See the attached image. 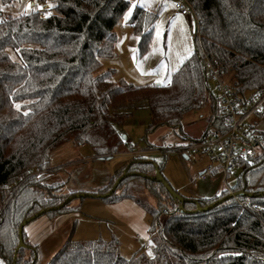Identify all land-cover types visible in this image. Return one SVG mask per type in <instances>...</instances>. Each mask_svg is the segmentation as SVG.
<instances>
[{
    "label": "trees",
    "instance_id": "1",
    "mask_svg": "<svg viewBox=\"0 0 264 264\" xmlns=\"http://www.w3.org/2000/svg\"><path fill=\"white\" fill-rule=\"evenodd\" d=\"M132 1L53 0L45 13H0V257L5 264H37L38 245L28 239L27 226L80 210L73 200L81 198L59 207L77 191H64L65 182H46L49 173L33 174L53 171L51 154L59 145L87 144L99 157L121 153L126 143L117 125L143 108L150 111L147 133L168 126L188 140L183 119L206 104L208 126L193 139L224 131L222 98L212 90L206 62L222 81L229 77L226 84L238 100L264 85V0H187L197 27L194 51L170 80L143 85L114 80L116 70L104 69L102 58L113 55L115 28ZM161 8L136 4L127 19L140 54L149 50ZM163 167L134 156L105 186L90 192L106 194L126 172L102 199H131L148 213L152 255L137 251L126 258L117 238L70 236L47 264H264V154L242 159L234 184L214 197L174 189L183 203L158 180L156 168L165 178ZM232 192L243 195L230 197ZM42 210L48 211L24 226L20 246L21 225Z\"/></svg>",
    "mask_w": 264,
    "mask_h": 264
},
{
    "label": "rangeland",
    "instance_id": "2",
    "mask_svg": "<svg viewBox=\"0 0 264 264\" xmlns=\"http://www.w3.org/2000/svg\"><path fill=\"white\" fill-rule=\"evenodd\" d=\"M52 1L42 0L31 4L30 0L12 2L0 0V13L3 16H17L31 9L44 12L51 7ZM136 4H146L149 7L162 5L151 35L149 50L145 54L138 52V36L127 22ZM168 7V3H161L158 0H133L131 2L115 28L118 38L113 55L102 58L104 69L114 68L116 70L114 80L122 78L136 85L165 83L170 79L172 73L178 70L183 62L192 55L197 29L194 13L182 17L172 7L171 9ZM12 56H14L13 53ZM228 81L229 77L227 76L223 82L226 84ZM213 88L212 86L214 91ZM210 116L211 110L208 104L200 110L187 113L183 119L182 134L187 137L202 136L208 126ZM149 121L150 111L143 108L135 111L122 124L117 125L118 133L126 143L127 152L115 154L107 159H101L87 144L76 145L72 141H68L59 145L52 151L50 168L53 169L60 164H65V168L53 169L45 181L48 183L57 180L65 181L64 188L70 190L75 188L98 189L106 185L116 170L130 161L129 146L133 145L135 152L154 161L156 165L164 166L163 175L170 186L181 194L210 198L225 187L222 172L209 174L204 178L199 177L198 170L206 169L207 165L211 164L208 157L199 156L194 160L186 158L181 151L171 150L186 140L175 129L168 126H161L155 131L147 133ZM148 143L157 147L151 150L146 149ZM59 173L63 176L56 175ZM237 173L238 170L228 176L227 183L230 186L234 184ZM81 202L80 211L78 214H74L72 218L74 220L70 225H61L60 228L48 225L44 228L40 223L48 220L47 217H42L32 223L37 226L36 238L40 241L37 264H47L60 249V247L54 249L55 246L53 247L52 240L50 241V236L53 235L52 231L56 228L67 230L66 239L70 236L83 241L117 238L119 252L126 258L132 257L137 251L152 255L153 240L149 231L150 217L141 206L130 200L132 205L128 207L127 199L114 203H106L98 197L73 200L74 204L80 205ZM45 224L47 223L45 222ZM0 264H5L1 257Z\"/></svg>",
    "mask_w": 264,
    "mask_h": 264
},
{
    "label": "built area",
    "instance_id": "3",
    "mask_svg": "<svg viewBox=\"0 0 264 264\" xmlns=\"http://www.w3.org/2000/svg\"><path fill=\"white\" fill-rule=\"evenodd\" d=\"M41 1L30 0V3L36 4ZM158 1L168 3V8L172 7L182 17L193 13L187 0ZM205 66L211 71L209 78L211 85L222 98L225 129L199 139L190 138L177 146V149L194 160L199 156L208 157L211 164L207 165L200 177L222 172L225 188L229 189L228 174L239 168L241 160L264 154V132L256 126V121L264 119V85L246 94L241 101L222 81L210 62H206ZM48 173L50 171L46 169L33 172L37 176Z\"/></svg>",
    "mask_w": 264,
    "mask_h": 264
},
{
    "label": "crops",
    "instance_id": "4",
    "mask_svg": "<svg viewBox=\"0 0 264 264\" xmlns=\"http://www.w3.org/2000/svg\"><path fill=\"white\" fill-rule=\"evenodd\" d=\"M195 17V16H194ZM171 78V77H170ZM170 80V79H169ZM168 80V81H169ZM168 81H166L165 83H167ZM161 84V83H160ZM263 124V126H264V119H262V120H258V121H256V126H257V128L260 130V131H263L264 132V127L263 126H261ZM204 134V133H203ZM202 134V135H203ZM189 138H198V137H189ZM152 144V143H151ZM154 145V144H153ZM146 149H149V150H151V149H154V148H148V146L146 147ZM124 152H127L126 151V149H125V151H123V152H121V153H124ZM121 153H117V154H121ZM129 153H130V155H131V158L132 157H134V156H137V155H142L141 153H138V152H135V149H134V146L133 145H130L129 146ZM114 156V155H113ZM186 156V155H185ZM186 158H189L188 156H186ZM65 168V164H60L59 166H57V167H55V168H53L54 170L55 169H57V168ZM204 170L205 169H201V170H198V173H199V177H200V175L202 174V173H204ZM52 172H50L49 174H51ZM57 176H63L62 174H56ZM201 178V177H200ZM57 181H60V180H57ZM54 182V181H53ZM61 182H65V181H61ZM107 184V183H106ZM103 186H105V185H103ZM102 186V187H103ZM101 188V187H100ZM225 188V187H224ZM99 189V188H98ZM98 189H95V190H98ZM94 189H92V190H85V189H65L64 188V191H66V192H70V191H77L78 193H90L91 191H95ZM183 195H185V194H183ZM187 196H189V195H187ZM83 200V199H82ZM128 200V202H127V204L126 205H128V207H130L132 204H130L131 202H130V200L131 199H127ZM104 201V200H103ZM133 201V200H132ZM134 202V201H133ZM107 203V202H106ZM134 203H136V202H134ZM137 204V203H136ZM81 205H82V202H81V204H80V208H81ZM140 206V205H139ZM103 207V206H102ZM80 211V210H79ZM79 211H76V212H73V213H69V214H65V215H61V216H59L58 218H56V219H54V220H51V219H49V218H47L48 220H44L43 222H41L40 223V225L41 226H44V228L45 227H47L48 225H52L53 227H58V228H60L61 227V225H65V224H67V225H70L71 224V221L73 222V220L74 219H72L73 218V216H74V214H78V212ZM39 219H41V218H39ZM38 219V220H39ZM37 221V220H36ZM45 222L47 223V224H45ZM49 223H51V224H49ZM51 226V227H52ZM27 233H28V239L31 241V243H33V244H37V245H40V241H38L37 240V234H38V231H37V226H36V224L34 225V224H30L29 226H27ZM52 236H50V241L52 240V244H53V247H54V249L55 248H59V247H61L62 245H63V243L65 242V240H66V238H67V236H68V233H67V230L65 229L64 231L63 230H61V229H54L53 231H52ZM37 240V241H36ZM51 244V245H52ZM5 263V262H4Z\"/></svg>",
    "mask_w": 264,
    "mask_h": 264
},
{
    "label": "water",
    "instance_id": "5",
    "mask_svg": "<svg viewBox=\"0 0 264 264\" xmlns=\"http://www.w3.org/2000/svg\"><path fill=\"white\" fill-rule=\"evenodd\" d=\"M111 156H103V157H100L101 159H107ZM156 174H157V178L158 180H160L164 186L166 187V189L169 191V193L175 198L177 199L178 201H180L181 203L184 202V198L182 196H180L171 186L170 184L165 180V178L160 174V170L159 168H156ZM126 175V172L122 174V176H120L114 183L113 187L111 188V190L109 192H107L106 194H92V193H76L75 195L73 196H69L59 207L65 205V203H67L68 201H71L72 199L74 198H82V197H98V198H105V197H108L109 195H111L118 187L119 183L122 181V179L125 177ZM240 195H243V192H232L229 196L230 197H238ZM216 203H213L211 205H208L204 208H197L195 210L196 211H203V210H208L210 209L211 207L215 206ZM48 210H51V209H48ZM48 210H42L40 213L34 215L33 217H31L30 219L26 220L23 222V224L21 225L20 227V230H19V235H20V246H24V243H23V228L24 226L31 222L32 220L36 219L38 216H40L41 214L45 213L46 211Z\"/></svg>",
    "mask_w": 264,
    "mask_h": 264
}]
</instances>
